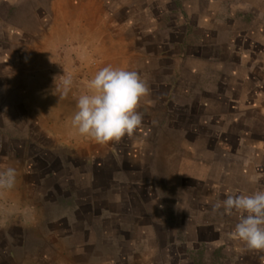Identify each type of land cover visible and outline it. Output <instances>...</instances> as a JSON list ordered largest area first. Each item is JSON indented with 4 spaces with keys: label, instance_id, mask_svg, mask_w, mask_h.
<instances>
[{
    "label": "rangeland",
    "instance_id": "374dc122",
    "mask_svg": "<svg viewBox=\"0 0 264 264\" xmlns=\"http://www.w3.org/2000/svg\"><path fill=\"white\" fill-rule=\"evenodd\" d=\"M204 1L0 0V170L18 172L0 195V264H264V251L232 237L238 214L214 208L264 191V0ZM108 65L137 71L149 93L134 135L99 144L78 137L71 117ZM63 73H74L67 97ZM194 119L206 121L198 133ZM220 134L235 147L229 155L214 151ZM211 161L221 182L197 202L206 214L179 216L160 253L131 240L127 222L103 223L140 211L126 202L125 172L200 184ZM203 220L213 229L199 240Z\"/></svg>",
    "mask_w": 264,
    "mask_h": 264
},
{
    "label": "clouds",
    "instance_id": "9594fccd",
    "mask_svg": "<svg viewBox=\"0 0 264 264\" xmlns=\"http://www.w3.org/2000/svg\"><path fill=\"white\" fill-rule=\"evenodd\" d=\"M59 85L62 97H67L74 83V73H63ZM88 92L79 96L71 127L78 137L105 144L132 137L142 125V114L137 111L149 87L134 70L105 66L88 82ZM18 172L14 166L0 170V195L13 191ZM224 213L239 216L232 237L247 250L264 251V191L229 195L214 205Z\"/></svg>",
    "mask_w": 264,
    "mask_h": 264
},
{
    "label": "trees",
    "instance_id": "16d2710c",
    "mask_svg": "<svg viewBox=\"0 0 264 264\" xmlns=\"http://www.w3.org/2000/svg\"><path fill=\"white\" fill-rule=\"evenodd\" d=\"M209 2L208 0L204 1V4ZM215 101L220 102L219 104H227L225 101H223V95L220 96L219 94L214 96ZM220 97V98H219ZM198 102L199 108L201 109ZM202 106V105H201ZM219 114L214 115H207V119L211 120L212 117H218ZM221 122V121H220ZM206 124V121L204 119H197L193 120V126H195V130L198 133V130L201 126H204ZM222 122L220 123V125ZM212 125V123L210 124ZM184 125L180 123L179 128L184 129ZM211 134V132H209ZM205 135V134H203ZM206 136V135H205ZM203 136H199V139ZM231 140V139H230ZM229 139H227L226 135L220 134L218 141L221 143L219 144V148H215V152L217 154L221 155H229L232 153L234 146H232V143ZM220 172V163L217 161H211L209 163V167L207 170V173L203 177V180L199 184L197 180L191 179L189 183H184L178 186H169L163 185L162 183H152V182H141L136 179L138 174H133L132 172H125L127 176H130L132 179H130V183H128V186H125L129 196L127 199V204L130 209L134 208H140V211H133L128 215V219L124 220L122 218V213L120 211H114L113 215L107 219L104 220V224L109 221H124L129 224V229L127 230V234L129 238L137 243L143 242L145 245L148 243H153L155 245L157 242H159L163 238H167L168 235H170V229L171 225L177 226L178 224L182 225V223L187 220V215L189 212H199L202 216L206 214V210L201 211L198 208V200L201 198V196H205V198L211 199L215 196V194H211L210 191L214 189V185L220 184L221 182V175L218 176V173ZM169 182H171L169 180ZM199 185V186H198ZM203 187L201 188L199 187ZM66 187H60L59 190H64ZM148 188H151V198L155 200V202H159L160 208L159 210L155 212H151L147 209L145 203H146V195L145 192ZM206 189V190H205ZM116 195V194H115ZM114 195V196H115ZM198 209V210H195ZM180 216V217H179ZM183 217V222H178L177 218ZM181 220V219H180ZM199 227H195L196 236L199 240H204L205 238H208L207 234H210V230L213 229L211 223L207 222L206 220L201 221ZM152 237H146L145 234H151ZM162 235V237H161ZM163 248V247H162ZM162 248L151 246L150 250L155 252H161Z\"/></svg>",
    "mask_w": 264,
    "mask_h": 264
}]
</instances>
